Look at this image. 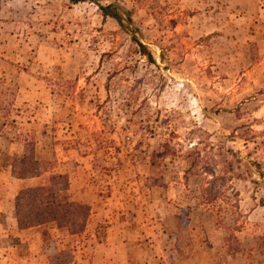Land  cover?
I'll return each instance as SVG.
<instances>
[{"label":"rangeland","instance_id":"rangeland-1","mask_svg":"<svg viewBox=\"0 0 264 264\" xmlns=\"http://www.w3.org/2000/svg\"><path fill=\"white\" fill-rule=\"evenodd\" d=\"M57 260L264 264V0H0V264Z\"/></svg>","mask_w":264,"mask_h":264},{"label":"trees","instance_id":"trees-1","mask_svg":"<svg viewBox=\"0 0 264 264\" xmlns=\"http://www.w3.org/2000/svg\"><path fill=\"white\" fill-rule=\"evenodd\" d=\"M70 1L77 2L80 0ZM99 8L104 12H109L110 15L116 18L119 25H122V21L115 11H107L112 8L110 5L100 6ZM127 24L128 22H126ZM136 44L141 47L143 46L138 42ZM192 149H196V147ZM252 163L254 164V161H249L248 164L251 165ZM20 169L25 172L22 171V173H19L12 171V175L17 178L38 176L46 172H48V175L46 183L22 188L15 195L13 200V214L18 228L40 225L54 218L68 217L70 213H73V204L63 201L59 196V192L65 190L68 185L65 173L50 172L51 166L47 160H32L29 166L24 165ZM213 180H211V183ZM209 199L210 197L207 198V200ZM230 238L228 235L223 240H229ZM232 241L235 242L233 237ZM57 263H62V260L53 261V264Z\"/></svg>","mask_w":264,"mask_h":264},{"label":"crops","instance_id":"crops-1","mask_svg":"<svg viewBox=\"0 0 264 264\" xmlns=\"http://www.w3.org/2000/svg\"><path fill=\"white\" fill-rule=\"evenodd\" d=\"M16 180H28L29 178H15ZM32 183V182H31ZM36 185V184H35ZM30 186V185H29ZM21 187V186H20ZM15 228V230H17L18 232H24L26 229H30L33 227H39L40 225H36V226H32V227H27V228H18L16 226V221L14 220L13 224H12Z\"/></svg>","mask_w":264,"mask_h":264}]
</instances>
